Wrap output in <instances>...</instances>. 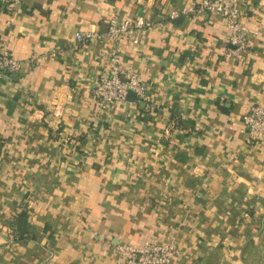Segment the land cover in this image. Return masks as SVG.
<instances>
[{
    "label": "crops",
    "instance_id": "crops-1",
    "mask_svg": "<svg viewBox=\"0 0 264 264\" xmlns=\"http://www.w3.org/2000/svg\"><path fill=\"white\" fill-rule=\"evenodd\" d=\"M199 1L0 2V51L23 62L0 79V264H118L149 242L172 264H264V141L241 121L264 103V0L243 61L222 18H169ZM114 17L156 23L120 48L149 101L98 112L110 43L75 36Z\"/></svg>",
    "mask_w": 264,
    "mask_h": 264
},
{
    "label": "built area",
    "instance_id": "built-area-1",
    "mask_svg": "<svg viewBox=\"0 0 264 264\" xmlns=\"http://www.w3.org/2000/svg\"><path fill=\"white\" fill-rule=\"evenodd\" d=\"M22 0H0L8 8L21 4ZM251 0H200L196 4L172 11L170 19L189 18L197 14H211L222 18L228 31L226 37V58L243 61V54L249 51L250 43L242 26V17ZM156 23L139 17L135 20L111 18L103 34L89 32L77 33L76 41H102L110 43L106 69L94 81L96 97L95 109L105 111L111 106L124 102L129 92L137 101L148 102L147 86L142 76L122 64L120 48L124 42L138 44L141 36L154 28ZM23 62L7 51H0V79L21 71ZM242 124L249 139L264 141V103L251 105L242 118ZM67 143V141L65 142ZM119 257L118 264H172V258L179 254L174 243H146L140 247L118 244L114 248Z\"/></svg>",
    "mask_w": 264,
    "mask_h": 264
},
{
    "label": "water",
    "instance_id": "water-1",
    "mask_svg": "<svg viewBox=\"0 0 264 264\" xmlns=\"http://www.w3.org/2000/svg\"><path fill=\"white\" fill-rule=\"evenodd\" d=\"M127 98L130 99L131 101H135L136 100L135 95L132 92L128 93Z\"/></svg>",
    "mask_w": 264,
    "mask_h": 264
}]
</instances>
